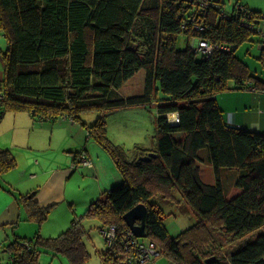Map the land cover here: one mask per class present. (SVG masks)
Returning <instances> with one entry per match:
<instances>
[{"label": "trees", "instance_id": "obj_1", "mask_svg": "<svg viewBox=\"0 0 264 264\" xmlns=\"http://www.w3.org/2000/svg\"><path fill=\"white\" fill-rule=\"evenodd\" d=\"M185 9L182 0H0V30L7 40L1 52L0 120L4 112L23 111L41 120L78 122L87 138L107 151L120 176L57 236L36 234L8 244L12 261L9 255L7 264H36L41 251L84 264L88 254L80 219L96 218L99 230L111 224L126 228L122 214L138 203L147 207L148 241L171 264H264V136L227 127L217 102L223 90L264 87L235 53L250 39L259 14L248 9L246 24L239 16L228 20L209 9L197 30L189 20L182 27ZM179 34L183 47L177 46ZM194 37L213 44L212 51L195 50L189 42ZM219 43L232 49L222 50L215 46ZM256 58L264 66V46ZM139 69L144 70L142 94L122 96L121 86ZM158 90L165 96L156 99L150 150L156 156L138 160L148 150L135 146L129 160L121 146L106 138L104 112L147 105ZM86 111H97L99 118L85 123L81 114ZM170 112L177 114L176 124L169 122ZM78 164L72 163V169ZM200 164L212 166L213 183L202 182ZM15 166L11 150L0 147V176ZM228 183L236 189L232 195ZM175 191L196 222L171 236L152 199L159 195L175 201ZM20 198L37 223L53 207L39 206L34 194ZM102 255L108 264H122L108 250Z\"/></svg>", "mask_w": 264, "mask_h": 264}, {"label": "crops", "instance_id": "obj_2", "mask_svg": "<svg viewBox=\"0 0 264 264\" xmlns=\"http://www.w3.org/2000/svg\"><path fill=\"white\" fill-rule=\"evenodd\" d=\"M243 6L250 9V7H248L245 4H243ZM209 9H213L218 12L217 9L214 8H209ZM250 10L258 11L255 9H250ZM224 13L230 15V13L227 11H225ZM258 14L259 17L257 16L254 17L253 23L255 28L251 33L250 39L244 41L243 45L247 44L248 46H250L253 44H257L258 48L260 50L261 49L263 50L264 29L262 28V26L259 27V23L264 21V14L260 11H258ZM256 21L258 22L256 23ZM255 34L256 36H254ZM197 39L199 38H195V37L191 38L189 40L190 44L192 40H197ZM258 41L260 42V44ZM1 44L2 42L0 41V80L3 76L2 75L3 59L1 58V52L5 51V48L7 47V40H6V46L4 48L2 47ZM191 46L193 47V45ZM259 55H260V51H259ZM243 61L247 63V59L245 57H243ZM253 70L254 69H252V71ZM138 73H139V77H141L140 78L141 88L138 90V92L132 94L124 93L121 90L122 86L130 82ZM257 75L260 81H264L263 75H259L258 73ZM248 82L250 83V85L254 86L252 84L253 82H250V80H248ZM122 86L119 92L124 97L142 94L144 87V70L139 69L131 78L125 81ZM156 99L157 98H152L147 105H136L133 107H136L138 109L143 108L146 111L145 109L146 107L149 108H151L152 106L156 107ZM242 99H243V104L241 102ZM217 102L224 114L226 112L229 113L227 116L228 119L225 120L226 124L237 125L241 127V129L264 136V87L258 89L249 88V89H239V90H235V89L223 90L217 94ZM122 108H131V106L122 107ZM155 113H156V108H155ZM1 116L2 117L0 120V147L8 148L14 154L15 159L17 160L16 166L14 168L16 167L18 168L20 166L23 167L24 169L26 168L29 171H31L29 179L18 185V189L20 191V192L18 191L19 193H17L16 189L7 187L6 185H3L5 187V190L4 189L0 190V252L6 251L10 262L9 254L8 251L6 250L7 245L14 242L16 239L22 240V238H31L34 237L36 234H38L34 232L33 236L31 237L26 236V235H30L29 234L30 227L32 226V223H35L36 221L34 219H31L26 214L25 206L23 204V200H21L20 198V195L27 193L34 194V199L35 201H37L39 206L52 205L54 207L60 204L61 202H63L64 200L69 199V198H65V196L68 197V195H66L65 192V187L67 182L70 181V179L74 176L73 173H75L76 177L73 179L76 181L77 188H80L84 176L92 180L93 177H95L96 179L98 178V181H94V185L99 189L100 192L99 194H93V193L90 194V201L87 203V207H88L94 200H96L99 197V195H102L104 192H106V190H108L106 186L102 188L101 187L102 184L110 181L111 183L110 185H114L120 181V176L112 159L109 157L107 151L103 148V146L99 143L98 140L94 139V143L97 144L99 149L100 150L102 149L103 151L102 152L96 151L95 156H92L88 152L87 148L84 146V142L87 141L88 139H90L88 141H91L93 137L87 138L86 135L87 131L84 127L80 125V123L73 122L70 119L53 121V122L51 120L49 121L41 120V119H37L36 117L33 118L32 115L23 111L22 112L8 111V112H4ZM173 116L174 113L170 112V117L172 118ZM98 118H99V114H97L96 120ZM236 118L241 120L242 122L239 123V120H237ZM34 120L40 121V124L35 123ZM55 123L58 126H63L69 131L72 130V132H74V134L77 136L80 137L82 136V138L84 137L83 138L84 141L82 139H80V142L79 140H76V148L74 152L66 151V154L60 153L59 155L51 154L49 153L48 147H44V146L42 147V145L31 139L30 132L28 133L26 132L28 127H30V129L35 128V126L42 129H47L48 126L54 128ZM22 128L23 131H25V134L22 136L21 139H19L18 138V135H20L19 131ZM33 137L37 138L35 136ZM141 147L148 150L147 152L154 149L153 145L141 146ZM83 149L84 151H86L87 155L90 158L92 157L91 158L93 162L92 167L87 168L78 164L75 169H72L71 164L79 160L80 155L83 153V152L81 153L79 152L82 151ZM38 151L43 152V157H39L37 155ZM19 155L24 157L23 162H21ZM127 156L128 159L131 160L135 157V153L132 151L131 154ZM203 166H208L210 170L212 169L213 173L214 170L211 165H205V164L199 165L200 179L202 180V177L204 176L207 178L208 181H210L209 170L206 171V167H204L203 169ZM221 172H226V171H221ZM202 182L204 181L202 180ZM208 183H213V182H208ZM161 200H163V202L165 201L162 198ZM70 203H72L73 206L72 208L69 209L70 204L67 203L66 212L68 214H71L70 212L71 209H73L72 211H74L75 208L77 207L76 206L77 202H75L74 200L73 201L70 200ZM24 219L28 221H32V223H26L21 227V220ZM136 223L139 222L136 221ZM15 228H17V231L20 233V235H17L13 240H10L8 241V243H5L4 242L5 239L7 238V236L10 235V233ZM146 240L148 241V238ZM0 264H3L1 255H0Z\"/></svg>", "mask_w": 264, "mask_h": 264}, {"label": "rangeland", "instance_id": "obj_3", "mask_svg": "<svg viewBox=\"0 0 264 264\" xmlns=\"http://www.w3.org/2000/svg\"><path fill=\"white\" fill-rule=\"evenodd\" d=\"M218 1H220V6L222 7L219 10H221L222 12L223 10H225L231 13L232 8H234L235 4L240 3L242 5H247L248 7H250V9L258 10L264 14V0ZM260 26H262V28L264 29V21L259 23V27ZM254 36H256V34ZM0 41L2 42L1 45L4 48L6 46V39L2 35L1 30ZM184 44V36L183 34H179L177 37V46L183 47ZM191 45L196 47L197 41L192 40ZM259 51L260 49L258 48L257 44L248 46L247 44L243 45V43H241L235 50V53H237L238 56L242 58V60L243 57H245L247 59V65L251 69H254L259 75H263L264 77V68L256 59V57L259 55ZM197 57H200V52L196 54V58ZM140 78L141 77H139L138 73L130 82L122 86L121 90L124 93L129 94L138 92V90L141 88ZM164 96L165 94L158 90L157 92H154L152 97L159 99ZM241 102L243 104V99L241 100ZM155 108V106H152L151 108L146 107L145 111L143 108L138 109L131 106V108H118L116 110L104 112L105 116L103 121L105 124L106 138L113 144L121 146L127 155L131 154V152L135 149V146L141 147L153 145L154 148L156 133ZM97 114H99L97 111H86L81 114V120H83L87 124H92L96 120ZM228 114L229 113L227 112L224 114L225 120L228 119ZM34 122L40 124V121L38 120H34ZM240 122L242 121L239 120V123ZM26 132H30L31 139L42 145V147H48L49 153L54 155H59L60 153L66 154V151L74 152L76 148V140H79L80 142V139L83 140L84 138H82V136L80 137L75 135L72 130L69 131L63 126H58L56 123L54 128L48 126L47 129H42L35 126V128L30 129V127H28ZM19 134L20 135H18V138L21 139L25 134L23 128L19 131ZM33 136L37 138H34ZM88 140L84 142V146L92 156H95L96 151H103L102 149L100 150L97 144L94 143V138H92L91 141ZM83 150L81 152H83ZM37 155L39 157H43V152L38 151ZM19 158L21 162L24 161V157L19 155ZM204 167H206V171L209 170L210 181H208L204 176L202 177V180L206 183L214 182V173L212 169L210 170L208 166H203V169ZM30 173L31 171H29L28 169H24L23 167L19 166L18 168H13L12 170H9L2 174L0 176V181L3 185L14 188L16 189L17 193H19L20 191L18 189V185L28 180ZM73 175L74 176L70 179V181L67 182L65 187V192L68 197L65 195L64 196L65 198L69 199H66L60 204L54 206L47 213L46 218L40 221V223H32V221H28L26 219L21 220V227L26 223H32V226L29 230L30 235H26L27 237L33 236L34 232L38 233L41 237L44 238L57 236L71 224L70 222L72 218L79 219L80 216L84 214L87 209V203L90 201V194H99V189L94 185V181H98V178L96 179L95 177H93L92 180L84 176L80 188H77L76 181L73 179L76 177V174L73 173ZM110 184V181H108L102 184L101 187L103 188L104 186H106V188L109 189V187L113 186ZM226 191L229 195H232L234 192H236V189L234 188L232 183H228L226 186ZM174 197L176 200L172 202L171 200L166 199H164L165 201L163 202V200H161L162 197L159 195L155 197V199H152V202L156 203L158 207H160V209L163 211V224L167 230V233L171 236L177 235L196 222V217L189 208L185 199H183L177 191L174 192ZM70 200H74L75 202H77V207L74 211H72L73 209H71V214H68L66 212L67 203L70 204L69 209L73 206V204L70 203ZM80 221L81 225L85 229V233L82 238L88 254L84 264H108L102 255L108 250V248L99 230L100 222L96 218L88 216L83 217L82 219H80ZM17 235H20V233L17 231V228H15L10 233V235L7 236L4 242L8 243V241L13 240ZM139 239L146 240L147 237ZM38 253L39 255L37 256L36 264H70L68 258L60 253L53 254L48 251H41ZM0 255L3 264L9 262L6 251L0 252ZM149 264L171 263L168 259V256L165 253L160 252L158 255H155L153 257V261H151Z\"/></svg>", "mask_w": 264, "mask_h": 264}, {"label": "built area", "instance_id": "obj_4", "mask_svg": "<svg viewBox=\"0 0 264 264\" xmlns=\"http://www.w3.org/2000/svg\"><path fill=\"white\" fill-rule=\"evenodd\" d=\"M195 6L196 8L193 10L195 14H193L190 17V18H194L195 21L193 22L190 18L189 19L191 20L190 23L192 27H194V29L197 30L202 29L200 22V18L202 16H199L198 14L201 10L205 11L207 8H214L219 11V14L221 13L225 17L229 16L224 12H222L221 10H219L221 6H220V1L218 0H197ZM238 9L242 11V16L240 17V21L243 23H247V21L245 22V17L249 14L248 8L240 4L238 6ZM186 26H187V21L185 20L183 21L182 27H186ZM263 39H264V34H263ZM196 41H197L196 47L193 46L195 50L205 54H208L212 51V47L214 46L213 44H210L208 43V41L203 39H197ZM215 46L225 51H230L232 49L229 46V44H225V43H219L216 44ZM177 122H178L177 114H174V116L172 117V124H176ZM79 162L83 166L92 167L91 160L87 156H85L84 153L80 155ZM100 233L106 243L110 256L115 260L123 259V261H127L131 263L130 256L132 254H136V260L134 263L131 264H149L151 261H153V257L159 254L154 242L139 241V238H136L132 234L131 230L127 227L119 229V227H117L115 224H111L100 229ZM20 245L24 248L30 247L24 241H21ZM9 255L12 260L11 253H9Z\"/></svg>", "mask_w": 264, "mask_h": 264}, {"label": "water", "instance_id": "obj_5", "mask_svg": "<svg viewBox=\"0 0 264 264\" xmlns=\"http://www.w3.org/2000/svg\"><path fill=\"white\" fill-rule=\"evenodd\" d=\"M169 115L170 114H167L166 116L168 117L169 122H171L172 124V118ZM226 126L237 130L241 129V127L237 125L226 124ZM155 156H156L155 153L149 151L144 155H140L137 159L147 161ZM122 219L124 220L126 226L131 230L132 234L136 238H143L147 236V232H146L147 207L145 206V204L138 203L135 206L131 207L122 214ZM136 221H138L139 223H136Z\"/></svg>", "mask_w": 264, "mask_h": 264}, {"label": "flooded vegetation", "instance_id": "obj_6", "mask_svg": "<svg viewBox=\"0 0 264 264\" xmlns=\"http://www.w3.org/2000/svg\"><path fill=\"white\" fill-rule=\"evenodd\" d=\"M182 2H184V3H186V9L183 11L184 13L183 14H186L187 15V20L186 21H195V19L194 18H190L193 14H195V12L193 11L195 8H196V6H195V4L197 3V0H182ZM240 5V3H238V4H235V6H234V8H232V12H231V14H230V16H228V18L226 17V19H228V20H232V19H235V18H237L238 16L239 17H241L240 16V14L238 13L239 12V9H238V6ZM222 8V7H221ZM198 9V8H197ZM209 8H207L205 11L204 10H201L198 14H199V16H202L201 18H206V13H207V10H208ZM223 12H224V10H223ZM182 14V13H181ZM221 14V13H220ZM219 14V15H220ZM222 15V14H221ZM228 15V14H227ZM232 15V16H231ZM223 16V15H222ZM224 18H225V16H223ZM191 20H190V19ZM201 18H200V22H201ZM201 26H202V22H201ZM139 241H141V242H147V240H142V239H139ZM130 258H131V263H134L135 262V260H136V254H132L131 256H130ZM118 261H120V262H122V264H131V263H129V262H127V261H123V259L122 260H120V259H118Z\"/></svg>", "mask_w": 264, "mask_h": 264}, {"label": "clouds", "instance_id": "obj_7", "mask_svg": "<svg viewBox=\"0 0 264 264\" xmlns=\"http://www.w3.org/2000/svg\"><path fill=\"white\" fill-rule=\"evenodd\" d=\"M170 114V113H169ZM174 114H176L175 112H174Z\"/></svg>", "mask_w": 264, "mask_h": 264}]
</instances>
